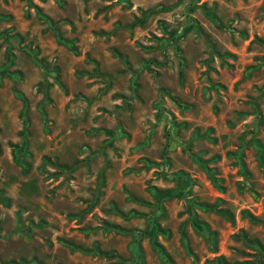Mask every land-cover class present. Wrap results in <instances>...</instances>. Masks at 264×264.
I'll return each instance as SVG.
<instances>
[{"label": "rangeland", "instance_id": "1", "mask_svg": "<svg viewBox=\"0 0 264 264\" xmlns=\"http://www.w3.org/2000/svg\"><path fill=\"white\" fill-rule=\"evenodd\" d=\"M0 264H264V0H0Z\"/></svg>", "mask_w": 264, "mask_h": 264}, {"label": "trees", "instance_id": "2", "mask_svg": "<svg viewBox=\"0 0 264 264\" xmlns=\"http://www.w3.org/2000/svg\"><path fill=\"white\" fill-rule=\"evenodd\" d=\"M15 152H16L15 153L16 162L26 167V163L23 159V156L25 155V152H26V143L24 142L21 146L17 147ZM179 176L183 177V175H179Z\"/></svg>", "mask_w": 264, "mask_h": 264}]
</instances>
